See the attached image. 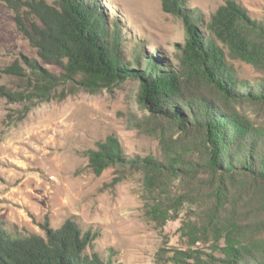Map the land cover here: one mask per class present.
<instances>
[{
	"label": "trees",
	"instance_id": "obj_1",
	"mask_svg": "<svg viewBox=\"0 0 264 264\" xmlns=\"http://www.w3.org/2000/svg\"><path fill=\"white\" fill-rule=\"evenodd\" d=\"M2 1L38 56L63 72L57 75L34 58H25L26 66L17 59L5 71L26 78L27 87L13 91L0 85V94L45 101L65 93L57 92L58 85L74 81L98 92L114 81L140 80L153 115L187 142L165 147L160 160L126 154L117 135L110 134L90 152L94 172L111 166L141 171L155 195L147 214L160 224L189 207L182 235L190 245L211 243L212 252L178 250L177 261L264 264V125L241 111L246 104L264 105V19L238 0H225L212 15L207 36L201 30L204 19L188 0H163V9L182 17L190 33L181 67L174 70L143 45L131 44L98 0ZM224 47L262 74L260 83L239 79ZM129 49L133 59L126 56ZM43 229L45 234L18 235L0 221V264H114L93 249L94 232L75 219Z\"/></svg>",
	"mask_w": 264,
	"mask_h": 264
},
{
	"label": "rangeland",
	"instance_id": "obj_2",
	"mask_svg": "<svg viewBox=\"0 0 264 264\" xmlns=\"http://www.w3.org/2000/svg\"><path fill=\"white\" fill-rule=\"evenodd\" d=\"M238 1L255 18L264 19V0ZM98 2L120 23L131 44L143 45L168 67L180 69L190 33L182 17L163 9V0ZM224 3L188 0V7L204 19L201 30L207 36L212 15ZM224 50L239 79L252 86L260 83L262 74ZM132 52L127 50L128 59L134 58ZM25 58L37 59L57 75L63 72L38 56L13 10L0 0V85L26 89V78L5 71L17 59L26 66ZM56 90L65 93L45 101L0 94V221L6 228L18 235L45 234L43 225L58 228L75 219L82 229L94 232L93 249L114 264H186L175 259L178 250L211 253V243L190 245L182 235V222L191 214L187 205L164 224L148 216L155 195L141 171L111 166L98 174L90 165V152L110 134L117 135L126 154L160 160L165 159V147L187 142H180L182 133L168 121L153 115L142 99L140 80L114 81L98 92L75 81ZM241 111L264 125V105L246 104ZM116 176L121 179L114 181Z\"/></svg>",
	"mask_w": 264,
	"mask_h": 264
}]
</instances>
